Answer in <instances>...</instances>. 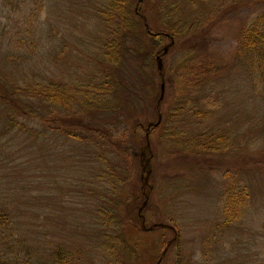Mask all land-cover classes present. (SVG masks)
Returning a JSON list of instances; mask_svg holds the SVG:
<instances>
[{"label":"rangeland","instance_id":"rangeland-1","mask_svg":"<svg viewBox=\"0 0 264 264\" xmlns=\"http://www.w3.org/2000/svg\"><path fill=\"white\" fill-rule=\"evenodd\" d=\"M26 1V6L14 10L0 0V74L20 85L90 79L101 66L96 58L105 37L95 12L99 0H40L42 7L37 10L33 0ZM173 1L177 12L172 24L189 33H182L180 47L168 50L163 58L165 73L171 64L176 69L181 57L187 55L192 64L205 54L212 61V71L204 78H210V83L180 94L169 83L158 116L152 107L140 103L144 112L133 121L139 126L134 137L127 139L126 152L134 171L120 206L123 236L138 246L135 264H176L178 259L181 264H264V103L255 100L250 75L233 58L238 21L251 20L252 10L238 8L239 0H227L222 7L217 2L200 7L197 0ZM135 8L148 13L149 6L142 0ZM37 11L41 18L38 34L25 33V17ZM221 13L222 19L213 24ZM148 25L157 30L153 22ZM165 46L167 42L162 41L156 50L162 52ZM127 72L121 75L123 84L127 78L142 92L144 80ZM173 74L172 68L168 76ZM155 83L159 101L160 83L157 79ZM170 108L182 109L177 128L188 137L220 136L226 148L193 161L192 155H170L154 139L156 134L151 136L153 129L149 135L154 140V148L150 140L151 174L144 184L145 164L140 156L144 130L148 123L158 122L159 116L162 123ZM194 109L204 112L206 119L186 121ZM122 125L130 131V125ZM2 128L0 112V196L21 238L34 251L38 249L43 261L60 248L72 252L71 264H109L95 249L99 233L95 210L102 204L97 199L96 161L85 164L84 146L49 133L48 126L47 135L40 138L4 135ZM74 155L79 157L71 160ZM239 182L248 190V203L241 220L222 228V195ZM145 198L142 225L137 213ZM155 224L172 229H147ZM77 250L83 251L81 261L75 257Z\"/></svg>","mask_w":264,"mask_h":264},{"label":"trees","instance_id":"trees-1","mask_svg":"<svg viewBox=\"0 0 264 264\" xmlns=\"http://www.w3.org/2000/svg\"><path fill=\"white\" fill-rule=\"evenodd\" d=\"M33 1L36 10L42 7L40 0ZM197 1L200 7L215 2L222 7L227 0ZM136 2L99 0L97 3L95 12L103 25L105 37L96 58L101 66L96 68L90 79L63 85L53 82L20 85L0 74V112L4 135L19 133L40 138L47 135L48 126L49 133L64 136L84 146L81 156L88 158L85 164L93 161L98 164L99 171L95 174L99 189L97 199L102 204L95 210L99 228L95 249L105 256L109 264H135L139 261L137 244L128 242L123 236V216L120 212L125 188L134 171L126 152L127 139L130 135L134 137L139 126L133 121L144 112L140 103L149 105L156 113L158 99L155 80L161 82L155 65V58L160 53V50H156L157 45L162 41L169 43L165 37V34H169L175 42L169 52L175 51L180 47L181 36L189 33L186 30L178 31V26L172 24L177 12L173 0H145L149 6L148 13L141 9L137 12L143 15L147 23L155 24L154 30H157L150 29L154 36L149 35L135 11ZM4 3L14 10L27 5L26 0H4ZM237 7L251 9L252 19L238 21L233 58L244 67L248 77L250 75L248 80L255 100L264 103V0H239ZM223 15L221 13L213 20V24ZM40 21L38 11L27 15L24 20L25 33L37 35ZM30 48H35L34 41H31ZM211 62L205 54H199L192 64L187 55L181 57L176 69L171 64L167 75L164 70L165 83L176 86L173 87L175 94L192 88L202 89L210 83V78H204L212 71ZM172 68L174 74L168 76ZM127 71L144 80L143 93L127 78L123 84L121 75ZM181 112V108H170L158 129L151 130L154 132L152 136L156 134L154 139L163 144L170 155H192L193 161H197L198 156H212L218 149L223 151L226 148L223 137L211 135L204 139H193L179 130L177 125ZM206 116L204 112L194 109L186 121L195 118L204 121ZM123 123L131 126L128 127L130 131L122 127L126 126ZM137 140L140 145L141 138ZM78 157L74 155L71 160ZM239 184H233L222 195V228H228L242 219L249 193L245 186ZM103 190L110 191L111 195L108 196ZM18 231L19 226L17 228L16 221L0 196V264H71L74 260L72 252L59 248L50 252L43 261L37 255L38 249L34 251ZM75 253L77 261H81L83 251L77 250ZM179 260L176 264H181Z\"/></svg>","mask_w":264,"mask_h":264},{"label":"water","instance_id":"water-1","mask_svg":"<svg viewBox=\"0 0 264 264\" xmlns=\"http://www.w3.org/2000/svg\"><path fill=\"white\" fill-rule=\"evenodd\" d=\"M138 2H141V0H138ZM144 24H145L146 30H147V32H148V27H147V24H146L145 21H144ZM172 45H173V40H171V42H170L169 45L165 46V47L162 49V53H161V55L156 57L157 70H158L160 73L162 72V66H163V65H162V57H163L165 54H167L169 48H170ZM164 90H165V83H164V80H163V77H162V82H161V86H160V98H159V101H158V106H159V103H161V101H162V99H163ZM160 121H161V119H160V116H159V119H158L157 124H155V125L150 124V125L148 126V128L146 129V131H148L149 128H150L151 126L156 127V126L160 123ZM145 137H146V148L149 149L150 145H149V141H148V134H146ZM146 168H149V160H146V165L144 166L143 171H145ZM148 175H149V172L147 173V177H148ZM146 180H147V178H146ZM146 203H147V202H146V199H145V201L143 202L141 208L139 209V217H140L143 221H144V218L141 216L140 213H141L142 209L146 206Z\"/></svg>","mask_w":264,"mask_h":264}]
</instances>
